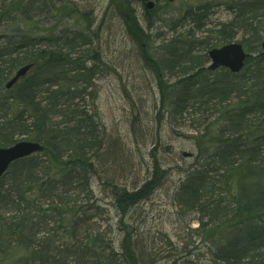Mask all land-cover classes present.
Here are the masks:
<instances>
[{"label":"trees","instance_id":"16d2710c","mask_svg":"<svg viewBox=\"0 0 264 264\" xmlns=\"http://www.w3.org/2000/svg\"><path fill=\"white\" fill-rule=\"evenodd\" d=\"M73 1L0 0V147L22 136L44 145L0 179V264H136L132 241L124 261L115 241L94 227L102 215L91 203V151L99 137L79 105L87 94L81 85H91L98 68L80 50L94 35L89 24L57 33L52 26ZM228 8L232 18L211 31L214 44H205L210 49L242 33L243 45L257 54H249L241 73L210 71L208 52L193 55L190 38L169 41L167 56L154 65L177 80L171 108L178 116L219 115L210 123L220 124L214 140L207 129L196 137L205 143L204 162L188 171L176 193L180 205L199 214L204 250L191 264H264V0H232ZM27 64L30 72L7 89L10 76ZM151 192L147 184L118 191L116 203L128 209Z\"/></svg>","mask_w":264,"mask_h":264},{"label":"rangeland","instance_id":"374dc122","mask_svg":"<svg viewBox=\"0 0 264 264\" xmlns=\"http://www.w3.org/2000/svg\"><path fill=\"white\" fill-rule=\"evenodd\" d=\"M148 1L154 2L149 12L141 0H74L73 9L58 15L52 26L57 33L89 24L94 35L92 44L80 50L87 51V65L94 59L98 68L91 85H81L87 94L79 102L102 141L97 139L91 151L96 155L91 203L95 200L102 211L94 227L115 241L124 261L132 241L136 264H191L197 261L194 254L204 250L196 232L199 214L180 205L176 193L188 171L204 162L205 143L198 138L207 129L214 140L220 124L210 123L219 115L214 111L210 120L178 116L171 108L177 80L154 65L167 56L164 47L176 38L193 39V55H205L206 41L214 44L208 37L211 31L232 18V0ZM35 28L44 33V26ZM242 37L240 33L233 41ZM23 140L32 141L26 136ZM145 184L152 191L148 198L128 209L119 207L116 192H132Z\"/></svg>","mask_w":264,"mask_h":264},{"label":"water","instance_id":"95a60500","mask_svg":"<svg viewBox=\"0 0 264 264\" xmlns=\"http://www.w3.org/2000/svg\"><path fill=\"white\" fill-rule=\"evenodd\" d=\"M174 1V0H170ZM149 9L154 7V2L148 1L146 3ZM264 49V42L262 43ZM212 64L209 67L215 70L220 66L229 68L233 72H239L245 65L247 54L240 43L234 42L227 44L221 48L212 49L209 52ZM32 65H26L20 68L14 77L6 84V87L11 88L21 77L25 76ZM44 147L34 141H20L10 147L0 148V178L8 170L10 164L20 158L26 157L35 152L43 151Z\"/></svg>","mask_w":264,"mask_h":264}]
</instances>
